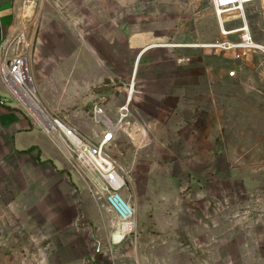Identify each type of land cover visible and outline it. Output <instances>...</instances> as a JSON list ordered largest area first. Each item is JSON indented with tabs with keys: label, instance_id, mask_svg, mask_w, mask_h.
Listing matches in <instances>:
<instances>
[{
	"label": "rangeland",
	"instance_id": "rangeland-1",
	"mask_svg": "<svg viewBox=\"0 0 264 264\" xmlns=\"http://www.w3.org/2000/svg\"><path fill=\"white\" fill-rule=\"evenodd\" d=\"M16 5L13 39H22L18 53L29 59L47 106L89 126L95 141L104 130L90 113L95 103L115 125L109 154L136 216L134 232L112 254L101 253V204L107 225L117 221L100 179L76 162V174L88 181L82 202L71 175L19 168L24 160L7 157L4 114L16 107L31 114L15 94L0 97V264H264V70L257 59L240 65L203 48L222 38L212 6L201 0ZM244 17L254 39L264 42V0ZM224 21L226 31L243 25ZM135 35L161 43L133 47Z\"/></svg>",
	"mask_w": 264,
	"mask_h": 264
},
{
	"label": "built area",
	"instance_id": "built-area-1",
	"mask_svg": "<svg viewBox=\"0 0 264 264\" xmlns=\"http://www.w3.org/2000/svg\"><path fill=\"white\" fill-rule=\"evenodd\" d=\"M212 6L221 19L230 17L242 20L243 25L234 31H222V38L204 45L208 54L224 55L240 65L248 66L257 59L264 70V42H257L245 21L244 11L255 5L259 0H201ZM237 36L236 39H230ZM14 38V37H13ZM11 39L0 51V76L4 83L22 100L30 111L31 119L38 127L60 141L69 154L82 166L96 174L101 181V196L106 199L108 210L114 215L117 223L114 225L112 241L123 243L134 232L136 209L122 195L126 187L125 178L120 166L110 156L109 150L117 140L115 125L106 119V113L101 103L93 106V114L98 124L104 130L98 140L83 136L74 125L59 113L53 111L41 98V93L32 71L29 59L18 53V44L22 39ZM231 78H237L238 71L229 73ZM101 118V119H99ZM99 119V120H98ZM130 224L127 232L125 224ZM120 224V225H118ZM126 232L124 239L117 243L115 233Z\"/></svg>",
	"mask_w": 264,
	"mask_h": 264
},
{
	"label": "crops",
	"instance_id": "crops-1",
	"mask_svg": "<svg viewBox=\"0 0 264 264\" xmlns=\"http://www.w3.org/2000/svg\"><path fill=\"white\" fill-rule=\"evenodd\" d=\"M16 6V0H0V51L8 41L13 39L18 30ZM0 97L10 100H13L14 97L13 91L4 83L1 76ZM54 110L59 113L63 112L60 107H56ZM90 113L93 114V109ZM4 117L3 130L7 138L5 141L9 147L7 157L10 156L9 159L11 160H24L23 166L19 165V168L24 167L23 170L27 173L37 168H45L52 176L56 175L57 177V175H61L60 173L69 177L71 175L70 182L78 187L76 189L82 193V202H86L83 192L88 190V181L83 184L81 176L76 174L75 171H79L76 165L77 161L69 154L65 146L56 138L41 130L33 119L28 117L19 107L4 114ZM68 120L83 136L91 140L95 139V132H92L89 126L77 124L73 117H68ZM89 176L91 180H94L92 175ZM60 178L63 183L64 178ZM102 207L101 204V234L98 239L100 240L101 253L108 255L116 249L114 246L120 244H115L112 241L114 227L107 225Z\"/></svg>",
	"mask_w": 264,
	"mask_h": 264
},
{
	"label": "bare ground",
	"instance_id": "bare-ground-1",
	"mask_svg": "<svg viewBox=\"0 0 264 264\" xmlns=\"http://www.w3.org/2000/svg\"><path fill=\"white\" fill-rule=\"evenodd\" d=\"M224 23H226V21H224L223 18H222L221 19L222 31H226ZM159 43H161L160 40L154 39V38H150V36H145V35H135L132 38V41H131V45L133 47H140L141 45H145L146 46L145 50L150 48V47H154L155 44L158 45ZM118 225H120V224H118ZM124 228H125V230L127 232L131 231V229H132L130 224H128V223L124 225ZM125 236H126V232L122 231V230H120L118 233H115L116 242L117 243L121 242L124 239Z\"/></svg>",
	"mask_w": 264,
	"mask_h": 264
}]
</instances>
